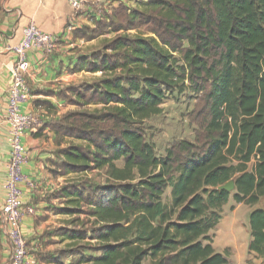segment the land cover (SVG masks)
I'll return each instance as SVG.
<instances>
[{"label":"trees","instance_id":"trees-1","mask_svg":"<svg viewBox=\"0 0 264 264\" xmlns=\"http://www.w3.org/2000/svg\"><path fill=\"white\" fill-rule=\"evenodd\" d=\"M144 7L119 6L103 28L123 34L75 67L102 74L75 93L82 105L102 108L69 113L54 126L85 143L61 151L60 175L86 178L55 194L67 205L56 213L71 219L58 230L71 243L62 252L96 254L73 264H229L212 232L231 197L253 207L247 252L263 259L264 0H146ZM186 87L207 110L200 132L157 157L143 123ZM94 172L104 183L88 179ZM230 180L231 193L218 189Z\"/></svg>","mask_w":264,"mask_h":264},{"label":"crops","instance_id":"crops-1","mask_svg":"<svg viewBox=\"0 0 264 264\" xmlns=\"http://www.w3.org/2000/svg\"><path fill=\"white\" fill-rule=\"evenodd\" d=\"M121 5L133 9L129 0H80L77 11L66 0H0V210L5 198L3 187L11 139L6 109L15 56L10 49L20 42L22 30L30 24L58 38L50 53L38 49L27 53L28 102L21 106V111L31 112L38 118L36 127L22 139L28 152L22 172L35 186H19L22 205L34 209V214L24 216L20 224L27 246V264H55L47 258L54 259L62 246L71 244L58 235L59 229L69 227L71 219L56 213L67 205L64 198H56L55 194L68 186L73 177L59 173L63 163L61 151L85 143L59 135L54 126L69 113L102 108L101 105L84 106V99L75 95L85 85L101 79L102 74L75 71V67L78 61L90 58L99 50L100 43L104 46L123 34L103 28ZM127 34L132 35V31ZM3 225L0 213V227ZM0 245V264H7L10 246L1 233Z\"/></svg>","mask_w":264,"mask_h":264},{"label":"rangeland","instance_id":"rangeland-1","mask_svg":"<svg viewBox=\"0 0 264 264\" xmlns=\"http://www.w3.org/2000/svg\"><path fill=\"white\" fill-rule=\"evenodd\" d=\"M133 9H144L145 0H129ZM132 34H135L133 31ZM100 52L103 48L101 43L97 46ZM206 107L200 94L193 93L186 87L182 92L174 91L161 105V113L144 121L146 139L155 145L157 157H163L165 150L173 144L186 140L193 142L200 132V125L206 117ZM118 166L121 163L117 164ZM86 179L84 176H73L68 183H77ZM94 184L104 183L105 177L102 172H94L88 176ZM169 189L164 200L167 202ZM253 207L236 204L230 197L227 204L222 208L221 220L213 234V247L218 253L225 255L229 264H264V258L258 259L247 252L249 242L248 214ZM83 220V217L79 219ZM85 222V221H83ZM80 228V227H79ZM87 244V243H85ZM93 244V243H92ZM61 247L56 254L62 264H73L84 254L95 256L90 251L84 253L75 249L73 254L65 256L62 252L68 247ZM71 252V253H72ZM62 253V254H61Z\"/></svg>","mask_w":264,"mask_h":264},{"label":"built area","instance_id":"built-area-1","mask_svg":"<svg viewBox=\"0 0 264 264\" xmlns=\"http://www.w3.org/2000/svg\"><path fill=\"white\" fill-rule=\"evenodd\" d=\"M66 1L74 11L79 10L80 0ZM57 40L56 36L42 33L30 24L22 30L20 42L10 49L15 56L6 109L11 139L3 187L5 198L0 210L4 222V225L0 227V233L6 237L10 246L7 264H27V246L20 224L24 216L34 214L32 207L22 205V192L19 187L21 184H26L30 188H35L22 172L23 165L28 161V152L23 146L22 139L38 124L35 114L21 111V106L28 102L27 53L31 49L50 53L55 49Z\"/></svg>","mask_w":264,"mask_h":264},{"label":"water","instance_id":"water-1","mask_svg":"<svg viewBox=\"0 0 264 264\" xmlns=\"http://www.w3.org/2000/svg\"><path fill=\"white\" fill-rule=\"evenodd\" d=\"M218 189L219 190H224V191H226L228 193H231L234 190V182L232 180H230L225 185L220 186Z\"/></svg>","mask_w":264,"mask_h":264}]
</instances>
